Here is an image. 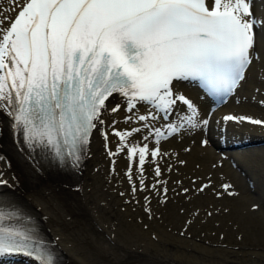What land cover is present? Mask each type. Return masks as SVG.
Wrapping results in <instances>:
<instances>
[{"label": "snow or ice", "instance_id": "6c2138e0", "mask_svg": "<svg viewBox=\"0 0 264 264\" xmlns=\"http://www.w3.org/2000/svg\"><path fill=\"white\" fill-rule=\"evenodd\" d=\"M261 32L264 19L254 14L253 0H9V7L0 9V114L29 156L61 168L79 169L98 132L109 157L126 151L133 197L136 163L139 191L163 194L164 203L168 182L157 179V158L170 153L161 152L162 140L199 131L201 146H209L213 110L203 114L181 82L198 83L209 98L231 95L264 59ZM122 111L124 123L135 126L119 130L115 118L106 123V115ZM223 120L264 127V119L252 116L228 114ZM110 132L119 141L115 151L108 147ZM138 133L140 140L129 144ZM146 162L154 164L150 184ZM112 166L114 172L115 160ZM8 184L0 170V188ZM210 186L209 179L196 192ZM221 187L218 197L238 195L231 184ZM144 200L151 219L149 196ZM5 201L0 193V261L25 256L37 264H59L31 217Z\"/></svg>", "mask_w": 264, "mask_h": 264}, {"label": "bare ground", "instance_id": "6f19581e", "mask_svg": "<svg viewBox=\"0 0 264 264\" xmlns=\"http://www.w3.org/2000/svg\"><path fill=\"white\" fill-rule=\"evenodd\" d=\"M7 7L9 0H0V9ZM253 10L264 19V0H253ZM259 35L258 47L264 49V32ZM180 87L203 114L213 110L207 130L209 146H201L199 131L162 140L161 152L170 153L157 158L161 167L157 179L168 182L164 203L163 194L139 191L136 163L132 178L138 190L133 197L125 175L126 151L109 157L98 132L93 133L89 155L79 169L68 171L37 154L26 164L24 156L30 157L29 153L12 132L8 117L0 114V170L9 182L5 202L44 227L52 248L62 256L59 264H264V127L223 120L228 114L264 119L260 103L264 100V59L255 62L234 93L217 106L195 82H181ZM118 100L110 98L112 103ZM123 116V111L114 117L106 115L105 121L119 120V130L135 126L124 123ZM141 135L134 134L129 144ZM5 137L10 143H4ZM118 143L110 132L108 147L115 151ZM153 168L154 164L146 162V184L155 182ZM209 179L211 186L196 192ZM226 183L238 195L218 197L216 193L223 192L221 185ZM184 188L190 191L184 193ZM145 195L151 201V219L145 212ZM0 264L37 262L11 256Z\"/></svg>", "mask_w": 264, "mask_h": 264}]
</instances>
